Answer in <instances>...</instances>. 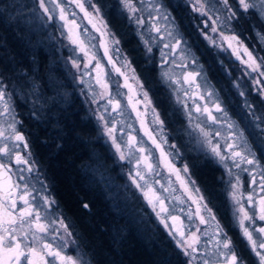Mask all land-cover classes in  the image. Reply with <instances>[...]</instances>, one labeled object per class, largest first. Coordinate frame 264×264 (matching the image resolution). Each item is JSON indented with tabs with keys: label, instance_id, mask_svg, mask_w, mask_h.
<instances>
[{
	"label": "rangeland",
	"instance_id": "rangeland-1",
	"mask_svg": "<svg viewBox=\"0 0 264 264\" xmlns=\"http://www.w3.org/2000/svg\"><path fill=\"white\" fill-rule=\"evenodd\" d=\"M61 2L62 6L66 9L67 19L69 21L75 20L77 25H79L78 28H74L73 30V38L79 35L80 39L85 41L91 49V52H94L96 58L100 61L103 70L102 79L108 84L107 89L96 83V74L99 70H93L95 61H92L88 69L83 67V63H86L88 58L84 57L79 48L70 42L68 26L57 28L56 24L45 23L46 18H34L29 13L26 24L23 27L22 33L24 35L21 38H25V40L31 39L33 41L34 53L39 48L46 53L49 63L45 80L48 83L50 94L55 93V97L58 98L55 100V103L58 105H71L76 110L81 109L84 111V118L89 119V124L92 127L93 139L102 145L101 149L105 151L106 157L111 161L110 163L114 164V166L116 165V170L112 172H115V176L112 178V181H109V186L106 178L101 175L100 171L101 169L103 170V166L101 167L100 165V159L95 158L92 164L84 165L81 168L82 172H87L92 175V179L97 184H102L105 189L112 187L113 184L115 187L118 186L123 192L121 195H124L125 200L129 199L132 201L135 199V212L133 214H135L136 221L142 225L155 228L178 251L182 259V264H187L188 258L176 246V241L181 239V231L187 235L188 233L196 231L197 227L202 230L197 234L201 236L199 250L204 254H194L197 257L194 264H203L204 260H207L209 264H218V260H220L222 264V258H218L214 254L216 252L214 241L210 239L214 234V229L211 227V224H214L215 221H211L209 225H202L195 213L199 206L201 208V214L205 218H208L209 213L203 209V205L206 203L219 219L218 213L222 211V200L219 196L222 194L224 180L222 172H225L224 168H228L231 172L233 171L235 173V179L237 176L240 177L241 191L245 196L253 191L254 188L255 192L260 191L257 186L252 185L251 177L247 172L245 178L241 177L243 176L241 175L243 173L242 169L249 166L247 164H241L240 168L233 170L231 167L234 164L230 157V151H225V149L227 143L231 142L227 139L231 131L227 126L228 119L236 121L241 127H247L252 121V118L248 115V109L244 105L245 99L254 104L256 115L264 112V106L259 103V97L256 95L259 86L253 83L254 80L264 79V77H261L258 73H252L248 76L244 75V65L232 55L231 49L221 51L218 48H212L199 35L197 25L202 18L199 14L192 12L191 6L186 3V0H163V3L168 7V11L172 13V18L175 20L176 26L185 36L192 53L198 58L199 65L202 66L203 74L208 83L215 88L219 100L227 110L228 116L225 118L222 113L215 112L212 104L206 103L208 99L206 91L203 89L197 90L195 85L189 87L188 84L184 83L181 74L192 68L191 60L183 61L179 55L175 57L172 55L163 57L162 52H168V50L163 49V43L159 40L152 41V59H149L146 55L144 43L140 39V33H143L144 37L149 40L156 35L150 31L153 21L149 16V12L151 11L149 0H133L134 4L140 9L135 15L145 21L144 26L137 25L134 21H129L128 17L130 13L123 10L119 0H95L96 3L102 6L103 18L111 31L117 35L125 34L127 36L126 44L123 46L120 43L117 46L120 52L111 53L117 67L122 66L124 57H127L128 61L131 62L130 68H122L124 75L118 74L115 68L109 64L107 57H105L104 49L100 47L99 33L93 29L92 24L84 17V14L74 4H70L68 0H61ZM49 8L53 10V14L58 18L59 9H55V5L52 4H49ZM73 13L75 14L73 15ZM155 15L153 12L152 16ZM93 23H96L98 28L101 27L98 22L93 21ZM165 23L163 20L159 21L162 30L165 27ZM209 23L211 22L209 21ZM57 24H62V22L57 19ZM181 25H183L182 29L180 27ZM260 25L264 29V21L259 20L255 15H249L246 18H242L239 24L233 29L241 35L245 45L253 52L258 60L264 59V40L259 35L264 34V30L263 32L261 31ZM200 26L202 27V24ZM115 28L118 29L119 33ZM182 30H185L186 33L190 32L191 35H185ZM209 35H215L217 40L220 39L218 34H213L210 31ZM9 38L11 39L10 43L12 45L16 44V46L21 47L20 35L15 37L11 34ZM22 44L24 47L28 46L27 42ZM224 47L227 48L226 43ZM138 48L142 51L140 58L143 61L142 66L144 67V75L142 76L141 74V76L146 78L148 76L147 71L153 68L158 87L161 88V93H158L157 99L152 97L150 90H148L142 81L139 72L132 62L131 55L133 52L130 53V50L135 51ZM240 55L243 56V52ZM164 59H167L168 63H164L163 68H161ZM173 59H175V63H172ZM244 59H247V57H244ZM73 60L81 62L79 69L73 66ZM211 61L215 62L214 67L211 66L212 69L210 66L208 67V64L212 65ZM180 63L188 64V69L178 67L177 65ZM132 69H135L136 76L139 78L140 83L143 84V90L140 89V84L132 79ZM210 69L214 73L216 71L217 73L220 72L221 75L223 74L225 79L223 78L222 83L217 78L218 84L223 86L224 92L230 90L232 98L225 95L224 99V93H221L209 75ZM162 71H167L171 76V80L163 79L161 75ZM20 75H22V72H19ZM126 80L129 87H124ZM172 81H177V83H172ZM227 82H229V87L226 85ZM234 82L239 83L240 90L245 91L246 97L239 95V90L234 86ZM143 91L148 92V99L151 101V105L145 100ZM34 93L39 95L38 92ZM24 96V93L20 91V105L27 107V109L31 108L36 114L41 115L42 106L40 105L39 99H36V97H30L28 99ZM129 97H132L131 103L129 102ZM110 98L119 100L121 109L118 112L112 111V105L109 103ZM136 101H139V103H136ZM232 102L233 108L231 109L228 104ZM197 106L201 108V112L199 113L195 111ZM133 107L136 108V111H133ZM205 107H208L213 112V115L220 118L216 123L210 121L208 115L203 112ZM153 108L156 110L155 113L152 111ZM137 112L140 114L139 118L137 117ZM157 113L165 122L163 135L166 137L167 143H164L159 137H157V142L161 144V148L166 153H169L168 163H171L178 170L179 179L177 178V174L168 167V163H165L161 158L160 149H157L145 134V130H150L154 134L160 131L159 125L154 122ZM100 117H103V119H100ZM11 121L12 117L5 119L3 116H0V127L6 134L11 132L9 128ZM141 122H143V127ZM108 128L115 129L112 136L107 134ZM200 128H203L209 133L207 139L200 131ZM85 131H88V129L85 128ZM217 131H219L220 135H217ZM249 131H252V129L249 128ZM129 136L136 138L135 145L129 143ZM113 137L115 138L116 144L120 145L121 152L125 156L124 160L120 159L121 152L117 151L116 145L113 143ZM208 140L211 141V145L208 143ZM172 144H176L177 148H171L170 145ZM217 145L219 146L221 154L229 157L228 159L221 161L212 152V147ZM140 147H143L145 151H138L137 149ZM256 147H258L261 157L264 158V143H256L254 149ZM143 157L147 158L148 163L153 164L151 171L147 168L146 163L142 161ZM137 161H140V163L137 164ZM185 165L189 167V172L183 171ZM202 165H205L206 168L208 166L212 168L210 170L211 173H209L213 174L215 179V188L211 191V193L215 194L209 199L211 200L210 203L208 202V198L205 197L206 194L204 195L202 187L198 184L192 170L193 168L198 169ZM138 170L146 177L147 186L155 189L163 199L167 212H162L161 216L166 218L167 228L146 203L140 190L132 185L129 176L130 174L135 176ZM104 173L106 176L109 175L105 167ZM226 178L230 177L228 176ZM136 179L141 184L144 183L138 176H136ZM192 181L195 183H192ZM231 181L233 183L235 182V180ZM225 182L228 184L227 179L226 181L224 180ZM43 186L47 188L48 184L46 185L44 183ZM248 187L250 188V192ZM197 188L199 189L198 192L196 191ZM35 189V195H37L41 187L36 184ZM260 193L264 195V192L260 191ZM201 196L204 197L203 201L200 200ZM245 198L241 201L244 205L248 203ZM39 203H43V201L40 200ZM228 206L229 212L234 216L235 205L230 199V196L228 197ZM156 211H160L159 204H157ZM189 213L192 214L191 218ZM236 215H239V213L237 212ZM172 216L177 217V219L172 220ZM180 219L182 220L183 226L178 228L173 222L180 221ZM169 229H172L171 236L169 235ZM60 236L63 237V233H60ZM232 240L235 248H238L241 243L243 245L245 243L246 245V241L241 238V233H234ZM65 242L66 238L57 242V244ZM64 252L73 257L78 255L84 256L88 260L83 254L82 249L74 245L69 244L64 249ZM47 258L51 259L50 257ZM23 264H26V261Z\"/></svg>",
	"mask_w": 264,
	"mask_h": 264
},
{
	"label": "snow or ice",
	"instance_id": "snow-or-ice-1",
	"mask_svg": "<svg viewBox=\"0 0 264 264\" xmlns=\"http://www.w3.org/2000/svg\"><path fill=\"white\" fill-rule=\"evenodd\" d=\"M70 4H74L76 8L84 14V17L88 19L89 23L92 24L93 29L99 33L100 47L104 49L105 57H107L109 64H111L116 72L120 75H124L122 68H130L131 62L128 61L127 57L123 58L122 66L117 67L113 61L111 53L120 52L117 47L121 41L117 38V34L112 32L108 24L105 23L102 13V6L95 2V0H68ZM123 10L130 13L128 19L130 22L134 21L137 25L144 26L145 21L135 15L140 9L134 4L133 0H119ZM186 3L191 6L193 13L199 14L202 18L200 23L197 25L199 29V35L208 42L212 48H218L221 51L232 50V55L244 65V75L248 76L252 73H258L261 77H264V59H259L249 50L245 45L241 35L235 32L233 29L239 24L242 18H246L249 15H255L259 20L264 21V0H186ZM49 4L55 5V9H59V16L53 14V10L49 8ZM151 11L149 16L153 23L151 24L150 31L156 35L151 40L146 39L143 33H140V39L144 43L146 55L149 59H152L153 44L152 41L159 40L163 43V49H167L168 52H162V56L166 57L172 55L173 57L179 55L183 61L191 60L192 68L184 71L181 75L184 83L188 84L189 87L195 85L197 90L203 89L207 92L206 103L212 104L215 112L222 113L227 118V110L223 107L222 102L219 100L215 88L212 87L205 75L203 74L202 66L199 65L198 58L192 53L191 48L188 45L185 36L180 32L176 26L175 20L172 18V13L168 11V7L163 3V0H149ZM14 8H18L21 13H30L34 18H46L45 23L56 24L57 28L67 27L71 24L73 27L68 28L70 42L79 48L80 52L84 57L88 58L86 63H83V67L88 69L95 61L93 70L102 71V65L96 58L94 52L87 46L84 40L80 39L79 35L73 38L74 28H78L75 20L69 21L66 16V9L62 6L61 0H32V3L27 6L13 5ZM7 11V9H5ZM155 16H152V13ZM75 13H73L74 15ZM3 13H0L2 16ZM57 19L62 24H57ZM163 20L165 27L163 30L159 25V21ZM96 21L101 27H97ZM209 21L211 23H209ZM202 24V27L200 26ZM209 31L213 34H218L220 39L217 40L215 35H209ZM260 38L264 40V34H259ZM166 41V42H165ZM225 43L227 48L224 47ZM243 52V56L240 53ZM247 57V59H244ZM168 63L167 59H164L161 64ZM172 63H175L173 59ZM73 66L77 69L80 68L81 62L73 60ZM178 67L188 69V64L180 63ZM132 79L136 80L140 84V89L143 90V84L140 83L139 78L135 74V69H132ZM162 78L165 80H171V76L167 71H162ZM20 79L25 77L20 76ZM97 84H100L105 89L108 88V84L103 81L102 77L97 75ZM83 82V81H81ZM8 81L5 79L3 72H0V116H12V121L9 124L11 129L10 133L0 130V138L3 141H8L0 146V157H4V160H0V176H7L12 172L9 164L14 162L17 165V171L20 173L19 180L26 181L23 186L19 183L10 182L11 177L9 176V182L5 185H0V199L7 198L11 203L12 211L5 210L0 214V251L6 252L8 259H0V264H9V261L14 260L15 264H91L90 261L86 260L84 256L73 257L67 255L64 249L69 244H77L74 233L70 226L64 219H57L53 216L51 219L48 217L51 215L47 210L52 209L56 201L49 199L47 188L41 186L40 192L37 195H33L36 189L27 183V177L23 175L26 171L28 173L33 172V162L22 155V151L31 153V146L28 141L26 134L17 128L18 124L22 121L17 119L14 110L11 108L9 103L12 93L8 91ZM177 83V81H172ZM253 83L258 85L256 95L259 97V103L264 106V79L254 80ZM234 86L239 90L241 97H246V93L240 90L238 82H234ZM38 85L33 83L31 85L32 91H38ZM124 87H129L127 80L125 81ZM131 90V89H130ZM187 94V92H186ZM119 95V94H118ZM143 96L148 104L151 105V101L148 99V92L143 91ZM7 97V98H6ZM202 98V97H201ZM39 99V97H36ZM129 102H132V97H129ZM109 103L112 105V111L118 112L121 109L119 100L110 98ZM139 103V101H136ZM244 105L248 109V115L252 118L251 123L247 127H241L236 121L228 119L227 126L231 131L228 134V138L231 142L227 143L225 151H230V157L233 160L235 167L240 168L241 164H247L249 167L243 168L242 171L247 172L251 177L252 185L259 187L261 192H264V158H258L257 152L254 149L256 143H264V112L260 115H256L254 110V104L250 103L247 99L244 100ZM133 111L136 108L133 107ZM152 111L155 113L156 110L153 108ZM196 112H201V108L197 106ZM208 115V119L213 123H216L219 117L213 115V112L208 107L203 109ZM139 112L137 117L139 118ZM103 119V117H100ZM191 119V117H189ZM154 122L159 125L160 131L155 134L150 130H145V134L152 141L153 145L160 149L161 158L168 163L169 153H166L162 148L161 144L157 142V137L164 143H167L166 137L163 135L164 120L161 119L157 113L154 118ZM142 127H143V122ZM199 127V125H198ZM249 128L252 131H249ZM115 131L113 128L107 129V134L112 136ZM204 137L207 139L209 133L203 128H200ZM217 135H220L217 131ZM136 138L129 136V143L135 145ZM113 143L116 145L118 152H121L119 144H116L115 138L113 137ZM211 145V141L208 140ZM22 145V150L17 151L16 149ZM171 148H177L176 144L170 145ZM138 151L144 152L145 149L140 147ZM212 152L219 157L221 161L228 159L221 154L219 146H213ZM14 157V161L11 159ZM120 159L124 160L125 156L121 152ZM140 161H137L139 164ZM23 166V167H21ZM147 168L151 171L153 169L152 163H147ZM168 167L177 174L179 179V172L174 168L171 163H168ZM189 167L185 165L183 171L189 172ZM228 175L231 177L232 172L229 171ZM257 175H259V183H257ZM136 176L140 180L144 181L141 184ZM132 185L136 189L140 190L146 203L152 208V211L156 213L161 223L167 228L166 218L161 216V213H166L167 209L164 207V201L160 194L155 189L147 186L146 177L138 170L135 176H129ZM183 183V181H181ZM192 183H195L192 181ZM231 191L229 192L230 199L235 205L234 208V219L238 222L240 229L241 238L246 241V246L250 249L251 253L257 258V264H264V195H261L259 199H255L252 193H249L246 197L248 204L245 206L241 203L244 199V193L241 191V180L237 176L235 182L228 181ZM167 191V189H165ZM198 192L199 189L197 188ZM255 192V188L253 189ZM151 193V195H149ZM42 200L43 203H39ZM200 200L203 201L204 197L201 196ZM22 204V206H19ZM157 204L160 206V211H156ZM84 209L89 208V204L83 203ZM0 208H4V205H0ZM203 209L209 213V217L205 218L201 214V208L198 206L195 215L199 218L200 224L209 225L211 221H215L211 224L214 229V234L210 237L214 241L216 252L214 253L218 258H222V264H245L244 258L236 250L231 235L227 231L226 226L222 225L220 220L213 213L212 209L205 203ZM251 210V211H250ZM54 211V209H53ZM18 212V215L16 214ZM239 215H236V213ZM43 213V215H42ZM191 213L189 216L191 218ZM6 217V219H5ZM172 220H176L177 217L172 216ZM47 221L42 223L41 221ZM261 223L257 224L256 222ZM7 225V226H5ZM35 229V230H33ZM62 230L63 237L53 236L49 239V234L53 231L60 232ZM202 230L197 227L196 231L188 233L187 235L181 231V239L176 241V246L181 249L183 255L188 258L187 264H194L196 255H203L200 252L199 245L201 242L200 233ZM207 234V233H205ZM169 235H172V229H169ZM65 243L57 244L56 241L65 239ZM175 239V237H173ZM77 247L79 245L77 244ZM46 252V256L44 253ZM50 257L51 259H48ZM203 264H209L207 260L203 261ZM218 264L221 261L218 260Z\"/></svg>",
	"mask_w": 264,
	"mask_h": 264
},
{
	"label": "trees",
	"instance_id": "trees-1",
	"mask_svg": "<svg viewBox=\"0 0 264 264\" xmlns=\"http://www.w3.org/2000/svg\"><path fill=\"white\" fill-rule=\"evenodd\" d=\"M31 1L0 0V13H3L0 16V34L4 35L6 45L4 54L20 56L18 57L19 67L22 68L21 76L25 79H19V90L24 93L25 98L39 96L42 106L41 115L50 114L52 117L50 159L45 151H42L41 155L44 162L50 163L47 171L56 208L69 219L75 238L82 244L83 254L91 264H182L178 251L155 228L136 221L133 214L135 199L132 201L128 199V204V200L121 195L123 192L118 186L115 187L113 184L112 187L105 189L102 184H97L92 179V175L82 172L81 168L84 165L92 164L95 158L100 159V165L103 166L100 172L109 186V181H112L115 176V172H112L116 170V165L110 163L105 151L101 149L102 145L93 139L92 127L89 119L84 118V111L76 110L71 105L55 103L58 98L55 97V93L50 94L45 80L49 63L46 53L41 48L36 49L33 59L30 60V52L35 48L32 50L29 44L28 49V46L24 47L22 43H29V40L21 38L24 35L23 27L29 13H21L13 5L27 6L31 4ZM115 29L119 33L118 29ZM260 29L263 32L262 25ZM11 34L20 35L21 47L10 43L9 35ZM117 38L123 46L126 44L125 34L117 35ZM130 51L133 52L130 58L139 76L141 74L143 76L144 67L140 54L136 50ZM211 63L212 65L208 64V67L212 69L215 62L211 61ZM211 69L209 75L221 93H224V99L225 95L232 98L230 90L224 92L223 86L218 84L217 78L220 82L223 81L220 77L221 73L216 71L214 73ZM142 76L141 79L150 90L152 97L157 99L161 88L158 87L154 72L151 71L149 77ZM33 83L39 86L38 91H35L39 95L32 91ZM226 85L229 87V82ZM228 105L231 109L233 108V102ZM44 122L45 120H42V131L45 129ZM85 128L88 131H85ZM104 167L109 173L107 176L106 172L104 173ZM192 170L204 194L213 196L215 193L211 191L215 188V179L206 166L202 165ZM83 203L89 204V208L84 209Z\"/></svg>",
	"mask_w": 264,
	"mask_h": 264
},
{
	"label": "flooded vegetation",
	"instance_id": "flooded-vegetation-1",
	"mask_svg": "<svg viewBox=\"0 0 264 264\" xmlns=\"http://www.w3.org/2000/svg\"><path fill=\"white\" fill-rule=\"evenodd\" d=\"M181 29L183 28V25L180 26ZM190 31V30H189ZM182 32L186 35L188 34L189 36L191 35V33H186L185 30H182ZM118 36H120V34H118ZM15 37H17V35H15ZM29 46L32 47L33 50V41L30 39L29 40ZM6 45L4 44V35L0 34V72H3L5 79L9 82L8 83V91L9 93H12L11 95V99L9 101L11 108L14 110V114L16 116L17 119L21 120L22 123L17 125V128L22 131L24 134H26L28 141L30 143L31 146V153L27 152V151H22V155H24L26 158L30 159L33 162V172L32 173H28V172H24L23 175H25V177H27V183H29L30 186L36 188V184H38L40 187L42 186L41 184L44 185V183H46L47 186V195L49 196V199L54 200V197L52 195L51 192V187H50V178H49V173L47 171V168L49 167L50 163L49 161L44 162L42 159V155L41 152L45 151L46 153H48V157L50 159V152L52 149V117L50 114H45V116L43 115H38L35 113V111H33L31 108L27 109V107H22L20 105V91H19V72H22V68L19 67L20 64V60L16 55H11L10 53L5 55L4 52L6 51L5 49ZM9 50V49H8ZM137 50V49H136ZM10 51V50H9ZM137 52L141 55L142 51L140 50V48H138ZM131 53V51H130ZM33 54L34 52L31 51L30 52V60L33 59ZM153 70V68H151ZM152 70H148V76H150V73ZM100 71V70H99ZM103 74V70L101 71ZM154 72V70H153ZM155 74V73H154ZM102 77V75H101ZM155 77V76H154ZM221 79L224 78L223 74L220 76ZM222 82V80H221ZM97 83V81H96ZM223 83V82H222ZM7 98V97H6ZM29 99V98H28ZM5 119H7L8 117H12V116H3ZM42 118H44L45 122H44V126L45 129L44 131H42ZM0 130H2V128L0 127ZM4 143H8L6 141H3L2 138H0V146H2ZM17 151H21L22 150V145L19 146V148L16 149ZM257 152V156L258 158H262L260 155V152L258 149H255ZM4 157H0V160H4ZM14 161V157L11 158ZM143 159H146V165H147V158L143 157ZM9 167L12 169V172L9 173L7 176H0V185H4V181L6 180V178H8L9 176L11 177V181L14 183H19L21 186H23V184L26 181H21L19 180V175L20 173L17 171V165H15L14 162L9 164ZM23 167V166H21ZM208 166V170L211 173L210 170H212V168ZM233 170L238 169L237 167L233 166L231 167ZM225 172H222V177L224 178V180L226 181V179L229 180H235L234 175L235 173L232 171V176L230 177L228 175L229 173V169L228 168H224ZM243 173L241 175V177H244L247 175L246 172L242 171ZM213 175V174H212ZM214 176V175H213ZM230 177V178H226V177ZM223 180V184H222V194L221 196V200H222V211H220L219 214V220L222 223V225L226 226L227 231L229 232V234L231 235V237H234V233H240V229L238 227V222L235 221L234 216H232L231 212H229V206H228V197H229V192H230V187L229 184H226V182L224 183ZM257 183H259V175H257ZM259 188V187H258ZM248 190L250 192V188L248 187ZM253 192V191H251ZM250 192V193H251ZM254 195L255 199H259V197L261 196L260 191L258 192H254L252 193ZM33 195L35 196V192L33 193ZM205 195V194H204ZM248 195V194H247ZM247 195L244 197H247ZM205 197L208 198V202L210 203L211 200H209L210 198H212V195H205ZM245 200H247L245 198ZM248 203L245 204V206H247ZM0 205H4V208H0V214H2L5 210L8 211H12L11 208V203L10 201L7 200V198H2L0 199ZM19 206H22V204H20ZM54 209V211H53ZM49 213H51V215L48 217L49 219H51L53 216L57 219V221L59 219H64L66 221V223L70 226L69 223V219L66 218L63 214V212L59 209L56 208V204L53 205L52 209H48L47 210ZM251 211V210H250ZM18 215V212L16 213ZM43 215V213H42ZM6 219V217H5ZM42 223H45L47 221L42 220ZM173 223H175L176 227H182V220L180 219V221H174ZM257 224L261 223L260 221L256 222ZM7 226V225H5ZM71 228V226H70ZM35 230V229H33ZM72 231H74L71 228ZM60 233H62V230L60 232H51L49 234V239L53 236H60ZM75 233V232H73ZM75 236V235H74ZM76 239V238H75ZM62 239L57 240V242H60ZM77 241V239H76ZM77 244L79 245V248L82 247V244L77 241ZM77 244H71L77 247ZM236 250L240 253V255L244 258L245 260V264H257V258L255 257V255L253 253H251L250 249L245 245L241 243V245H239L238 248H236ZM8 255L6 252L4 251H0V259H8ZM44 255L46 256V252L44 253ZM37 262L39 261L38 258ZM11 262V264H15V261H9V263ZM38 264V263H37Z\"/></svg>",
	"mask_w": 264,
	"mask_h": 264
},
{
	"label": "water",
	"instance_id": "water-1",
	"mask_svg": "<svg viewBox=\"0 0 264 264\" xmlns=\"http://www.w3.org/2000/svg\"><path fill=\"white\" fill-rule=\"evenodd\" d=\"M68 27H69V28H72V25L69 24ZM98 74L101 76V75H102V72L99 71V72L96 74V78H97V75H98ZM96 81H97V79H96ZM143 162L146 163V159H143ZM8 178H9V177H8ZM8 178H6V180L4 181V185L6 184V182H9V179H8ZM10 182H12V181L10 180ZM37 263L39 264V261H38Z\"/></svg>",
	"mask_w": 264,
	"mask_h": 264
}]
</instances>
